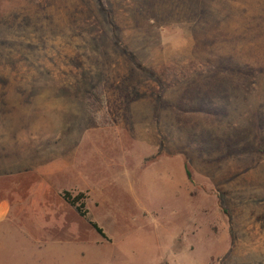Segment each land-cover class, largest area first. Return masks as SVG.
<instances>
[{
	"label": "rangeland",
	"instance_id": "1",
	"mask_svg": "<svg viewBox=\"0 0 264 264\" xmlns=\"http://www.w3.org/2000/svg\"><path fill=\"white\" fill-rule=\"evenodd\" d=\"M1 194L35 264H264V0H0Z\"/></svg>",
	"mask_w": 264,
	"mask_h": 264
},
{
	"label": "crops",
	"instance_id": "2",
	"mask_svg": "<svg viewBox=\"0 0 264 264\" xmlns=\"http://www.w3.org/2000/svg\"><path fill=\"white\" fill-rule=\"evenodd\" d=\"M14 203L15 198H13V196L10 194L2 195L0 197V239L6 237L10 238L12 236L10 234L12 227L18 226L19 231L22 233L21 250L17 249V246H15L14 248H16L17 251L15 252L10 248L9 245L7 248H5L3 244L0 243V264H35L33 249L34 235L31 231H28L27 221L9 216L11 210L13 209ZM5 252L9 254L6 255ZM11 257H15V259H12Z\"/></svg>",
	"mask_w": 264,
	"mask_h": 264
},
{
	"label": "trees",
	"instance_id": "3",
	"mask_svg": "<svg viewBox=\"0 0 264 264\" xmlns=\"http://www.w3.org/2000/svg\"><path fill=\"white\" fill-rule=\"evenodd\" d=\"M125 53L128 54L131 58H133L132 54L129 53L127 50L125 51ZM136 65L140 68L142 67V65L139 61H136ZM186 175L188 178L190 177V172L188 169H186ZM81 197H82L81 193H78V194L72 196L69 191H67V190L63 191V198L69 204L74 205L76 210L79 212L80 215H85V212L82 211V206H83L82 203H77V202H79ZM89 222H90V225L96 230L97 233H99L102 236H105L102 228L95 221L90 220Z\"/></svg>",
	"mask_w": 264,
	"mask_h": 264
}]
</instances>
